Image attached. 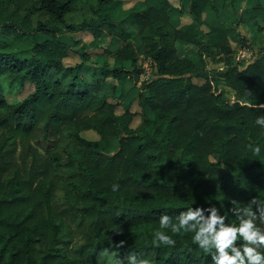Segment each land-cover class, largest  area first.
<instances>
[{
	"label": "trees",
	"instance_id": "16d2710c",
	"mask_svg": "<svg viewBox=\"0 0 264 264\" xmlns=\"http://www.w3.org/2000/svg\"><path fill=\"white\" fill-rule=\"evenodd\" d=\"M78 1L0 0V264H109V255L127 264L130 252L147 264H211L191 234H172L175 244L165 246L153 243V232L161 211L174 218L193 201L224 212L232 199L264 201V129L254 124L264 114V47L249 63L232 64L231 40L246 38L233 26L238 15L210 22L206 12H217L218 0H190L188 8L184 0L142 1L120 21L98 0L96 18L68 23ZM175 9L191 22L175 24ZM35 13L43 20L33 22ZM125 24L148 32L151 78L140 80ZM83 31L93 40L77 36ZM105 34L125 43L113 63H93L88 50L102 47ZM6 36L32 43L14 48ZM177 41L187 45L185 57ZM73 52L79 60L67 65ZM206 59L227 69L211 71ZM128 84L139 111L118 113ZM88 130L108 143L118 137L117 149L98 150L82 134Z\"/></svg>",
	"mask_w": 264,
	"mask_h": 264
},
{
	"label": "rangeland",
	"instance_id": "374dc122",
	"mask_svg": "<svg viewBox=\"0 0 264 264\" xmlns=\"http://www.w3.org/2000/svg\"><path fill=\"white\" fill-rule=\"evenodd\" d=\"M108 3L105 4L106 10L110 12L112 18L116 21H120L124 19L129 10L139 6V3L144 1L148 2L151 5L159 6V3L156 0H106ZM174 3V6H180L179 0H171ZM98 0H79L73 7L72 11L67 16L68 23H81L83 21H88L92 18H96L97 15L93 11L97 6ZM185 6L188 8L190 4V0H184ZM218 11L214 13H208L210 22H228L237 16L238 24L234 21L233 26L235 27L236 33H239L241 36H245L246 42L244 44L239 43L237 41L231 40V47L234 50L231 56L232 64L238 65L247 64L250 61L254 60L261 49L264 47V0H218ZM7 6V3L5 2ZM260 5L261 8H257L256 6ZM172 16L175 24H179L182 21V24H186L191 22V18L187 14L179 15L178 10L175 9L172 12ZM44 15L41 13H35L31 16V20L33 22H37L38 20H43ZM180 19V22L178 21ZM124 28L133 34L132 41H134L139 63L142 65L143 70L141 71L140 80L151 78L154 73V65H152L151 60H149L144 53V36L148 34L147 31L140 30L139 27H136L131 24H125ZM77 36L82 37L85 41L93 40V33L91 31H83ZM39 38H47L50 37L47 34H39ZM8 43L14 48H28V46L32 43L31 36H26L22 39H17L15 37L6 36L5 37ZM63 38L71 42L69 36H63ZM102 42H104L102 47H96L89 49L88 52L92 55L91 61L93 63L102 62L105 60L114 62L113 53L117 52L123 45L124 41L118 37H114L108 34H105L101 38ZM104 45H106L107 49H103ZM176 46L178 49V53L181 57H185L187 55V45L184 42H176ZM225 57V56H224ZM219 58V56H218ZM79 60L78 54L75 52L72 53L70 57H68L65 62L67 65H71ZM198 62V58H195ZM126 66L129 63H125ZM207 69L211 71H225L227 66L224 65V62L214 61L212 59H206ZM200 82L199 80H197ZM221 83V87H225L223 82ZM223 85V86H222ZM225 96L229 100V102L236 101V96L231 90L227 88L223 89ZM30 91V88L27 87L22 93H19L20 96L27 94ZM17 93V92H16ZM138 90L133 87V85L128 84L125 86L122 92L123 103L117 109L118 113H122L125 108H130L133 112L139 111V105L137 98H134ZM261 99L257 98V102H260ZM140 122V116H136L134 121L131 123L132 127H136ZM86 138L91 139L95 142V147L103 151L105 153H113L117 149L118 145V137H114L111 141L105 142L101 139L100 135L94 130L84 131L82 133ZM213 161H216V158L212 157ZM64 192L59 189L56 191V197L58 200H63ZM79 240V238H77ZM114 255L108 256L109 264H117L114 260Z\"/></svg>",
	"mask_w": 264,
	"mask_h": 264
},
{
	"label": "clouds",
	"instance_id": "9594fccd",
	"mask_svg": "<svg viewBox=\"0 0 264 264\" xmlns=\"http://www.w3.org/2000/svg\"><path fill=\"white\" fill-rule=\"evenodd\" d=\"M254 124L264 129V114L257 115ZM253 152L258 157L261 146L257 145ZM119 187V183H113L111 191L116 192ZM192 205L183 208L174 218L168 210L161 211L153 243L171 246L175 244L172 234H191L193 244L210 255L211 264H264V201L257 197L247 203L232 199L227 212L221 211L222 204L219 207L211 203L206 207ZM229 214L235 219H230ZM164 229L170 230V234ZM123 243L120 241L116 246ZM125 260L127 264H147L132 252ZM117 264L123 262L118 260Z\"/></svg>",
	"mask_w": 264,
	"mask_h": 264
}]
</instances>
